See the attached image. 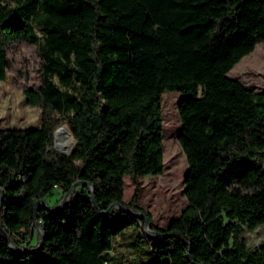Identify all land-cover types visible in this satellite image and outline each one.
<instances>
[{"label": "trees", "instance_id": "trees-1", "mask_svg": "<svg viewBox=\"0 0 264 264\" xmlns=\"http://www.w3.org/2000/svg\"><path fill=\"white\" fill-rule=\"evenodd\" d=\"M15 38L42 57L24 89L41 123L0 124V264H118L130 227L146 264H264L246 234L264 228V90L227 74L264 40V0H0V80ZM166 90L182 92L189 203L166 226L146 211L149 232L137 199L140 176L164 170ZM63 116L68 150L54 145ZM55 188L73 194L37 202Z\"/></svg>", "mask_w": 264, "mask_h": 264}, {"label": "rangeland", "instance_id": "rangeland-1", "mask_svg": "<svg viewBox=\"0 0 264 264\" xmlns=\"http://www.w3.org/2000/svg\"><path fill=\"white\" fill-rule=\"evenodd\" d=\"M8 55L11 69L8 71L7 77L0 80V124L2 126H38L41 123V107L27 102L24 89L36 86L42 81L41 54L35 42L15 38L9 42ZM242 57L228 70L227 74L238 78L248 87L264 90V40L258 42L251 52ZM199 91H202L201 86ZM162 95L165 166L162 173L140 176L141 188L137 204L144 209L140 210L141 212L145 214L146 211L150 212L151 221L157 225L166 226L189 203L185 192V175L189 163L179 140V132L182 128L179 100L182 92L166 90ZM61 125H66L69 128L70 124L65 116L57 123L55 129L54 145L56 147L58 146L56 132ZM70 134L73 138L71 147L75 137L72 132ZM135 187V182L130 175L125 174L124 199L126 201L133 198ZM62 194L60 189L55 188L53 193L47 196V204L56 205L64 197L67 200L73 192L65 194L66 196ZM146 229L152 232L149 225H146ZM39 234H41L40 228L36 224L32 236L28 238L27 242L24 241V245L36 243ZM246 234L248 246L254 248L264 239V228L262 225H258L252 230H247ZM133 240L134 233L131 227L123 236H118L115 239L114 248L110 252L118 264H146L148 254L143 248L146 244L141 246L133 243Z\"/></svg>", "mask_w": 264, "mask_h": 264}, {"label": "bare ground", "instance_id": "bare-ground-1", "mask_svg": "<svg viewBox=\"0 0 264 264\" xmlns=\"http://www.w3.org/2000/svg\"><path fill=\"white\" fill-rule=\"evenodd\" d=\"M70 133V129L66 125H61L56 132L58 137L57 145L62 148H69L71 139H73Z\"/></svg>", "mask_w": 264, "mask_h": 264}, {"label": "water", "instance_id": "water-1", "mask_svg": "<svg viewBox=\"0 0 264 264\" xmlns=\"http://www.w3.org/2000/svg\"><path fill=\"white\" fill-rule=\"evenodd\" d=\"M179 102H180V100H179ZM58 148H61V149H63V150H68V148H62V147H60V146H57ZM186 178H187V173H186V175H185V180H186ZM91 187H92V189H93V186L91 185ZM71 190H72V188L66 193V194H68V193H70L71 192ZM66 196V195H65ZM39 201H43V202H45L46 203V199L45 198H41L40 200H38L37 202H39ZM66 201V198L64 197V199L62 200V202H65ZM118 206H120L122 209H125V210H128V207H124L122 204H120V203H118ZM142 214H145V213H143V212H141ZM146 219H147V225H148V222H149V215H146ZM36 224L39 226V228H40V232H41V235H43V229H42V227L40 226V223H39V220L38 219H36Z\"/></svg>", "mask_w": 264, "mask_h": 264}, {"label": "built area", "instance_id": "built-area-1", "mask_svg": "<svg viewBox=\"0 0 264 264\" xmlns=\"http://www.w3.org/2000/svg\"><path fill=\"white\" fill-rule=\"evenodd\" d=\"M68 200V199H67Z\"/></svg>", "mask_w": 264, "mask_h": 264}]
</instances>
